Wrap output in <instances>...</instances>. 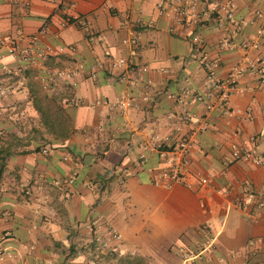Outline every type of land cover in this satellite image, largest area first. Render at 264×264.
Listing matches in <instances>:
<instances>
[{"label":"crops","instance_id":"obj_1","mask_svg":"<svg viewBox=\"0 0 264 264\" xmlns=\"http://www.w3.org/2000/svg\"><path fill=\"white\" fill-rule=\"evenodd\" d=\"M24 1L0 0V73L18 67L2 42L42 27L43 42L75 46L50 65L75 61L82 69L72 88L77 104H59L28 72L17 74L15 90L0 100V248L13 253L0 264H264V84L243 75L230 98L238 113L213 112L209 129L195 135L191 166L212 175L208 187L155 186L148 169L158 166V157L150 154L139 165V146L163 136L165 115L178 107L161 97L124 114L112 111L102 101L127 86L109 68L126 52L121 40L133 29L140 61L159 88L175 91L190 77L204 89V72L190 57L189 30L158 15L156 0ZM217 1L233 6V21L218 13L196 30L224 75L239 60L264 58V36L256 33L264 29V0ZM75 14L85 25L60 26ZM91 33L106 39L90 44ZM227 36L237 44L260 43L255 50H218ZM92 66L96 79L88 76ZM142 91L141 84L133 88ZM233 144L255 148L263 164L235 161L222 172ZM110 228L121 238L111 242L113 253H101L92 239Z\"/></svg>","mask_w":264,"mask_h":264},{"label":"built area","instance_id":"obj_2","mask_svg":"<svg viewBox=\"0 0 264 264\" xmlns=\"http://www.w3.org/2000/svg\"><path fill=\"white\" fill-rule=\"evenodd\" d=\"M15 1V0H13ZM140 1V0H135ZM28 5L30 0H25ZM155 9L158 15L172 19L173 23L185 30L188 29L191 41L190 57L196 60L204 72L206 87H196L190 77H184L175 91L159 88L149 76L151 68L140 61L138 32L129 29L127 36L121 42L126 52L113 59L110 70L118 80L125 83L127 89L116 99L102 101L112 111L120 114L139 107L141 102L156 103L159 98L170 100L177 111H170L165 115V125L168 131L163 136L153 135L141 141L137 162L144 165L150 154H156L159 164L156 168H149L151 183L155 186L178 183L186 188H193L194 183L200 187H208L212 175L199 169H193L190 160V151L195 143V135L209 129L210 118L213 112L218 111L223 116H233L238 113L231 104V96L238 91L239 79L245 74L257 77L260 84H264V58L260 61L239 60L227 72L221 74V64L218 59L210 57L203 50V41L197 28L207 22L214 14L223 13L233 21L234 10L229 3H220L217 0H156ZM260 11H255V17H261ZM69 24L85 25V19L75 14L65 17L61 27ZM258 37L264 36L263 27L256 31ZM47 35V28L42 27L36 33H16L2 42L7 54L18 64L16 70L4 69L0 73V100L10 97L17 86V74L30 73L31 79L37 83L42 92L49 94L59 104H77L78 98L72 91L76 85L75 77L82 69L79 62L72 61L69 65L59 67L50 65L52 57L73 53L75 46L65 43L52 45L42 41ZM106 39L104 33H91L87 37L90 44L100 43ZM259 40L237 44L233 36L222 39L217 48L220 51L240 47L243 50H255ZM161 73H168L166 68H158ZM89 78H97V67L92 66ZM141 84L143 91L133 93V88ZM102 125H99V129ZM185 128H189L184 130ZM235 161L252 162L262 165L263 158L253 147L231 145L228 159L223 161L225 172ZM121 235L114 228L107 230L105 235L97 233L92 242L94 248L105 254H111L116 249L112 241H119ZM12 251L0 248V261L11 258Z\"/></svg>","mask_w":264,"mask_h":264},{"label":"trees","instance_id":"obj_3","mask_svg":"<svg viewBox=\"0 0 264 264\" xmlns=\"http://www.w3.org/2000/svg\"><path fill=\"white\" fill-rule=\"evenodd\" d=\"M55 100V99H54ZM56 101V100H55ZM57 102V101H56ZM68 127V126H67ZM62 130H65V131H67V129H66V127H65V125H63V129Z\"/></svg>","mask_w":264,"mask_h":264}]
</instances>
